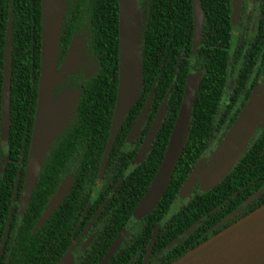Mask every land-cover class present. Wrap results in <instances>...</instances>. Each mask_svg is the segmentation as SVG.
Returning a JSON list of instances; mask_svg holds the SVG:
<instances>
[{"label": "trees", "instance_id": "obj_1", "mask_svg": "<svg viewBox=\"0 0 264 264\" xmlns=\"http://www.w3.org/2000/svg\"><path fill=\"white\" fill-rule=\"evenodd\" d=\"M256 2L250 34V14L245 18L244 8L232 26L228 0H199L200 38L192 56L190 0H138L140 93L115 136L98 180L117 82V3L60 0L55 71L73 41L78 57L54 86L50 102L74 94L75 103L43 158L28 201L20 208L16 201L39 70L40 0H0V84L6 37L9 56L8 127L5 140H0V244L6 229L0 264H56L76 238L83 247L74 264H97L148 187L165 150L185 78L195 71L200 77L186 138L167 186L152 211L131 223L106 264H169L264 204V126L216 186L202 192L195 182L186 201L177 199L183 181L199 161L201 167L207 165L254 85L264 77V0ZM147 100L143 124L129 140L130 128ZM162 103L163 115L148 150L134 165ZM124 142L133 143V149L122 150ZM67 174H72L68 193L31 233ZM156 224L158 230L146 252ZM178 237L166 254L156 262L148 261L149 254L164 250Z\"/></svg>", "mask_w": 264, "mask_h": 264}, {"label": "water", "instance_id": "obj_2", "mask_svg": "<svg viewBox=\"0 0 264 264\" xmlns=\"http://www.w3.org/2000/svg\"><path fill=\"white\" fill-rule=\"evenodd\" d=\"M116 3L117 82L107 140L96 175L98 180L102 179L115 136L125 116L138 98L141 88L139 57L141 14L138 11V0H116ZM190 3L192 16L190 54L193 56L200 38L202 15L199 0H190ZM240 4L241 0H228L232 26H235L238 21ZM60 19V0H40L39 70L27 159L19 197L16 201L20 208H23L28 201L43 158L55 137L64 128L75 103L74 94L68 95L54 103L50 102L54 86L68 69L62 70V66H64L65 58L74 42L70 44L59 70L55 71ZM7 43L8 38L6 37L0 84L1 141L5 140L8 127L9 56ZM199 77L200 73L196 71L186 76L177 114L160 163L148 187L133 209L126 226L118 232L97 264L107 263L120 245L129 225L150 213L162 196L185 142L193 95ZM258 89L259 86L253 87L238 116L211 155L207 165L205 167L196 165L183 181L177 193L179 200L189 196L191 187L195 182L198 183V189L202 192L216 186L245 149L264 111V90L259 95L257 94ZM70 96L73 98L72 104L66 111L65 119L60 120L57 113L63 114L66 108H60L59 103ZM147 104L148 100L137 114L128 133L129 140L134 139L138 135L144 121ZM163 111L164 103L161 104L132 164L135 165L143 159L159 125ZM263 126L264 119L261 128ZM71 179L72 174H67L61 179L55 192L51 195L33 225L31 233L36 232L62 202L70 189ZM156 229L157 226L151 231L149 245L154 240ZM5 235L6 229L4 230L0 249L3 246ZM75 243L76 240H73L56 264H63L64 260L70 255ZM169 264H264V204Z\"/></svg>", "mask_w": 264, "mask_h": 264}, {"label": "flooded vegetation", "instance_id": "obj_3", "mask_svg": "<svg viewBox=\"0 0 264 264\" xmlns=\"http://www.w3.org/2000/svg\"><path fill=\"white\" fill-rule=\"evenodd\" d=\"M251 2H252V5H251V7H245V4H247L244 0H242L241 1V4H240V8H239V13H240V10H241V8H244V15H245V18H246V16H248L249 14V21H250V34L253 32V24L255 23V21H256V17H257V14H256V12H257V2H256V0H251ZM238 21H239V18H238ZM238 21L236 22V24H235V26L237 25V23H238ZM239 30V29H238ZM264 32V31H263ZM261 45H263V47H264V34H263V40H262V43H261ZM262 81H263V83H264V77H262V79L258 82V83H256L255 85H254V87L255 86H259V89H260V84H262ZM229 84L231 85L232 84V80H230V82H229ZM259 89L257 90V94H258V91H259ZM260 95V94H259ZM128 144H129V146H128ZM133 147V143H127V142H124V145H122L121 146V149L122 150H131V149H133L132 148ZM1 149L3 150L4 149V146L2 145L1 146ZM108 160V159H107ZM1 162L2 163H4L5 162V160L4 159H2L1 160ZM193 186V185H192ZM192 188V187H191ZM191 191V190H190ZM178 199V198H177ZM177 199L175 200V202L177 201ZM186 199L187 198H185L184 200H179L180 202H182V201H186ZM178 202V201H177ZM177 205V204H176ZM178 208V206H176V208L175 209H173V210H176ZM234 214H236V211H234V213H232L231 215H229L227 218L228 219H230V217L232 216V215H234ZM225 221V220H224ZM222 223H223V221H222ZM131 225V224H130ZM130 225H129V227H130ZM155 226H157V229H156V231L158 230V227H159V225L158 224H156ZM154 226V227H155ZM153 227V228H154ZM153 228H152V230H153ZM151 230V231H152ZM82 233H83V231H82ZM126 233H127V230H126V232L124 233V236L126 235ZM187 234V231H185L184 232V235H186ZM124 236H123V238H124ZM150 236H151V233H150ZM122 238V239H123ZM77 239L78 238H76L75 240H76V244H75V249H74V253L72 254L73 256H74V262H76V259H77V255L81 252V248L83 247V245H79L78 246V244H77ZM179 239H181L180 237H178V238H176L175 240H173L169 245H167L166 246V248H164V250H162V251H160V252H155L154 253V255H152L151 256V254H149V256H148V253L145 255V258L148 256V261L149 262H156V260L158 259V257H160L162 254H166L167 252H168V250L169 249H171V248H173V246L175 245V243H176V241L177 240H179ZM122 241V240H121ZM149 241H150V237H149ZM152 245V243L149 245V242H148V244H146V247H145V250H146V252H147V250H148V248H149V246H151ZM74 264V263H73Z\"/></svg>", "mask_w": 264, "mask_h": 264}, {"label": "rangeland", "instance_id": "obj_4", "mask_svg": "<svg viewBox=\"0 0 264 264\" xmlns=\"http://www.w3.org/2000/svg\"><path fill=\"white\" fill-rule=\"evenodd\" d=\"M244 1L247 3V4H245V7H247V8L248 7H251V5H252L251 0H244ZM77 57H78V48L76 46V41H74L72 43V45H71V48H70V50H69L66 58H65V63L63 64L64 66H62V70L65 69V68H68L71 64H73L75 62V60H76ZM228 86H230V84L229 85L227 84V88H228ZM263 90H264V83L262 81V84H260V89L258 91V94H260L261 92H263ZM72 101H73V98L70 96V97L65 98V100H63V101H61L59 103L60 108L61 107H65L66 108V110L64 111L63 114L57 113V116H59V119L60 120H64L65 119L66 111H67L68 107L72 104ZM260 119L261 120L258 121V124H257L258 126L256 127L255 131L253 132L252 136L257 131H259L261 129V126L263 125L264 111H263ZM251 137H250V139H251ZM128 146H129V144H128ZM204 158L206 159L207 157H204ZM202 163H203V161H199V164L197 166H200ZM180 200H184V199H180ZM176 206H177L176 203H174L173 204L174 209L176 208ZM75 247H73V249L70 251V255L68 256V258L66 260H64L63 264H73L74 263V256L72 254L75 252L74 251Z\"/></svg>", "mask_w": 264, "mask_h": 264}]
</instances>
